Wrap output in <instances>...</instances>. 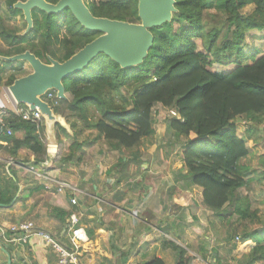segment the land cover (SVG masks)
Here are the masks:
<instances>
[{
	"label": "trees",
	"instance_id": "obj_1",
	"mask_svg": "<svg viewBox=\"0 0 264 264\" xmlns=\"http://www.w3.org/2000/svg\"><path fill=\"white\" fill-rule=\"evenodd\" d=\"M0 1L11 17L22 18L21 11L13 7L17 0ZM86 5L97 17L139 20L137 0H97ZM174 6L171 21L153 30L151 49L140 64L121 68L99 54L88 66L62 80L66 99L53 96L49 103L65 120L75 117L83 128L94 130V142L119 153L133 151L145 139L153 138L155 106L169 110L166 132L182 142L183 183L201 187L204 205L228 226L225 239L232 242L231 247L247 240L255 243L234 260L235 264H264V221L249 197L240 192L252 179L247 177L251 168L244 162L250 153L246 139L264 128V49H243L250 30L264 29V0H175ZM247 6L253 9L242 15L240 10ZM208 12L215 15L214 20L205 16ZM31 14L33 25L26 34L0 15V55L28 49L44 62L48 56L63 61L99 34L83 28L68 9L58 14L33 9ZM29 35L40 37L41 48ZM197 40L201 49H197ZM55 44L63 47L61 59L56 57L57 49H51ZM6 65L12 67L3 80ZM21 65L0 60V86L21 76ZM238 119L246 123L244 136L237 132ZM5 124L13 133L0 135V142L5 143L0 148L14 159L19 149L26 148L36 163L44 160L43 119L32 122L9 111ZM69 125L73 128L75 123ZM55 129L66 134L58 123ZM18 131L21 138L15 136ZM76 134L60 162L82 159L77 154L82 142ZM137 160L136 152L130 158H118L106 176L120 181ZM12 199L0 191V203L9 204ZM63 214L68 217L70 213ZM170 247L177 252L176 264H189L192 255L186 249L176 244ZM146 264L164 262L154 258Z\"/></svg>",
	"mask_w": 264,
	"mask_h": 264
},
{
	"label": "crops",
	"instance_id": "obj_2",
	"mask_svg": "<svg viewBox=\"0 0 264 264\" xmlns=\"http://www.w3.org/2000/svg\"><path fill=\"white\" fill-rule=\"evenodd\" d=\"M22 66L29 67L27 64ZM7 67L2 73L3 80L10 72ZM4 86H0V99L8 106V112L13 111L12 105L16 103L9 92L3 90ZM70 122L75 125L69 130L64 128L66 134L46 126L43 134L46 156L42 162L36 163L29 149H19L14 159L0 148V191L5 197L13 198L9 204L0 203V228L5 231L4 237L0 235V264H57V252L41 239L30 236L26 241H7L13 237L8 230L12 225L32 221L37 228L49 232L69 248L71 223L68 218L71 213L76 214V225L81 226L87 235V241L78 249L80 264H143L154 258L161 259L164 264H176L177 252L170 244H176L192 255L189 264H235L234 260L240 257L237 244L248 247L241 254L255 245L252 240H247L231 247L232 242L225 239L222 221L211 210H155L154 203L151 204L148 198L144 200L145 196H149L145 193V188L149 187L145 183L150 178L145 165H142V175L138 177L141 196L132 200L136 202V210H98L95 201L100 199L86 203L84 189L87 184L99 195L108 194L107 187H111L112 199L118 200L124 192L129 193L131 187L128 186L133 178L129 176V171L120 181L116 176H106L110 167L100 174L87 172L88 157L100 155L105 163V146L97 149L96 145L101 144L93 141L95 131L80 126L75 117L66 120L68 125ZM74 132H77V140L82 142L77 153L82 159L60 162L62 154L67 152L74 139ZM15 136L21 138L22 133L15 132ZM0 144L5 146L4 142ZM180 162L178 171L182 167ZM67 171H75L77 179L66 176ZM60 181L69 182L77 192L58 190L56 183ZM101 183L103 190L99 191ZM73 197L77 200L76 210H72L74 205L70 203ZM124 205L128 208L132 204L126 202ZM54 208L60 210H52ZM64 212H69V216L64 217Z\"/></svg>",
	"mask_w": 264,
	"mask_h": 264
},
{
	"label": "rangeland",
	"instance_id": "obj_3",
	"mask_svg": "<svg viewBox=\"0 0 264 264\" xmlns=\"http://www.w3.org/2000/svg\"><path fill=\"white\" fill-rule=\"evenodd\" d=\"M97 0H86L87 3ZM208 2V0H207ZM253 9L252 6H247L240 10L242 15L249 13ZM0 15L3 16L6 23L12 25L18 32H23L25 24L23 23V18L20 16L11 17L6 10L5 4L0 1ZM205 16L210 17L211 20L215 19V15L212 13H205ZM187 26V24H185ZM174 29L177 28V24H174ZM30 39L36 43L40 42V37L35 35H29ZM0 45H2L0 41ZM41 48V44H38ZM197 49H201L200 41H196ZM261 48L264 49V29L262 31L258 30H250L245 37V44L243 49L245 51L251 50L252 48ZM57 49L56 57L62 58V54L64 50L61 44L51 45V49ZM24 65L26 63L19 62ZM14 66L18 65L13 64ZM21 70L20 75H24L30 71V68L27 67ZM7 68L10 69L12 65H6ZM26 66V65H25ZM28 66V65H27ZM19 66H17L18 68ZM6 78H4L5 80ZM3 90L6 89V85L3 87ZM170 115V111L161 107L155 106L153 111L154 116V130L155 133L153 138L145 139L143 144L133 151H124L119 153L117 150L109 149L104 144L96 145V148L104 147V151L106 154L105 163H103V159L100 155H95L88 157L89 166H87L86 171L90 172V174H100L101 172H105L106 167H112L117 164L118 158H130L132 157V152L137 153V162L128 167L129 176L133 178L131 185L128 186L129 193L122 197L119 196V199H112L111 195L113 189L111 187H107V192H104L103 195H99V193H94L91 185L87 184L84 191L87 194L85 199L87 202H92L94 199H100L101 201H95V204L98 210H118V208H122L124 210H136V202H132V200L137 199V196H141L139 192L140 188V179L139 176L142 175V165H145V170H147V174H149L147 179L144 180L146 184L145 193H148L149 196L144 198H148L151 204L154 203L155 210H210L207 208L202 202V189L197 185H190L188 188L185 187L183 180L181 178L182 171L177 169V165L180 162L181 158V144L180 140H176L174 137L169 136L166 132V118ZM80 122V121H79ZM81 126V122L79 123ZM237 132L240 136L243 135L246 123L242 119H238L236 121ZM244 136V135H243ZM248 147L250 148V153L247 159L244 161L249 165L251 171L248 173L251 182L247 187L241 188L240 192L242 195H246L251 200L252 208L258 210V215L264 221V128L259 127L255 132L252 133L250 139H246ZM90 153H88L89 155ZM140 154V155H139ZM153 160V163L151 161ZM98 166L96 167V165ZM112 164V165H111ZM150 164V165H148ZM75 171H67L66 176L71 179H75L78 175L74 173ZM77 175V176H76ZM77 179V178H76ZM103 181V179H102ZM80 189V188H79ZM81 190V189H80ZM103 190V183L100 184L99 191ZM76 191V188H75ZM83 191V193H85ZM77 192V191H76ZM127 192V191H126ZM81 194V193H79ZM99 196V197H98ZM103 201V202H102ZM105 202V203H104ZM126 202H131V206L125 208L124 204ZM225 236L228 233V226L224 225ZM248 247L240 246L237 244L238 251H246ZM227 250V248H226ZM237 252L239 256H241L242 252ZM235 253V252H233ZM222 260V258L220 259Z\"/></svg>",
	"mask_w": 264,
	"mask_h": 264
},
{
	"label": "water",
	"instance_id": "obj_4",
	"mask_svg": "<svg viewBox=\"0 0 264 264\" xmlns=\"http://www.w3.org/2000/svg\"><path fill=\"white\" fill-rule=\"evenodd\" d=\"M174 4L175 0H137L139 20L129 22L94 16L85 0H17L13 7L21 11L25 23L23 34L32 28L33 9L46 14H58L68 9L83 28L99 34L63 61L48 56L44 62L28 49L10 56L0 55L3 62H24L30 68L28 73L6 86L7 91L16 104L30 110L38 109L45 128H55V123H58L69 130L65 118L54 113L45 98L46 93L53 91L55 98L66 99L62 80L88 66L99 54L106 55L121 68L140 64L151 49L153 30L171 21L176 12Z\"/></svg>",
	"mask_w": 264,
	"mask_h": 264
},
{
	"label": "built area",
	"instance_id": "obj_5",
	"mask_svg": "<svg viewBox=\"0 0 264 264\" xmlns=\"http://www.w3.org/2000/svg\"><path fill=\"white\" fill-rule=\"evenodd\" d=\"M53 92H47L45 98L49 101L54 98ZM13 111L15 114L21 116L24 120H30L32 122L42 121L41 112L38 109L30 110L29 108L13 103ZM8 114V106L0 99V135H11L13 132L11 128L5 124V116ZM58 190H73V186L66 181H60L56 183ZM72 205L77 204L75 197L70 199ZM71 223L70 241L71 247H66L61 244L52 234L49 232L37 228L32 221L19 223L17 225L10 226L8 230L13 237L7 241H26L30 236L41 239L44 243L54 249L57 254V264H80L78 259L79 246L87 241V235L85 230L76 225L77 216L75 213H71L69 218ZM0 235L4 237L5 231L0 228ZM6 239V238H5Z\"/></svg>",
	"mask_w": 264,
	"mask_h": 264
}]
</instances>
